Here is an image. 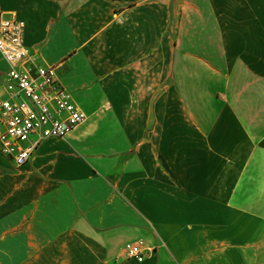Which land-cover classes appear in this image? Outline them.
I'll return each mask as SVG.
<instances>
[{
  "label": "crops",
  "instance_id": "0c3cea01",
  "mask_svg": "<svg viewBox=\"0 0 264 264\" xmlns=\"http://www.w3.org/2000/svg\"><path fill=\"white\" fill-rule=\"evenodd\" d=\"M12 17L86 120L2 155L0 264H264V0H0Z\"/></svg>",
  "mask_w": 264,
  "mask_h": 264
},
{
  "label": "built area",
  "instance_id": "2783aa9c",
  "mask_svg": "<svg viewBox=\"0 0 264 264\" xmlns=\"http://www.w3.org/2000/svg\"><path fill=\"white\" fill-rule=\"evenodd\" d=\"M24 22L0 19V57L7 69L0 80V154L16 168L26 165L45 140L65 138L86 120L61 83L56 66L37 63L24 43ZM125 257L142 262V243L127 244Z\"/></svg>",
  "mask_w": 264,
  "mask_h": 264
},
{
  "label": "rangeland",
  "instance_id": "374dc122",
  "mask_svg": "<svg viewBox=\"0 0 264 264\" xmlns=\"http://www.w3.org/2000/svg\"><path fill=\"white\" fill-rule=\"evenodd\" d=\"M178 20L177 19H172L171 23H170V29H169V34H170V39L173 43H176V22ZM18 170L14 169L11 167V165L8 164V162L3 158L2 155H0V182H4V180L6 178H8L9 176L17 173ZM2 182V183H3ZM10 186V185H8ZM2 184H0V190H2ZM7 188V184L5 183V189ZM17 188V180L16 181H12L11 186L8 190L9 193L15 192V189ZM14 189V190H13ZM4 190V189H3ZM6 196V192L0 193V201L2 199V197Z\"/></svg>",
  "mask_w": 264,
  "mask_h": 264
}]
</instances>
